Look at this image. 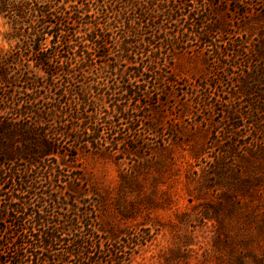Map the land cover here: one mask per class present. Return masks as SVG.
Here are the masks:
<instances>
[{
	"label": "trees",
	"instance_id": "obj_1",
	"mask_svg": "<svg viewBox=\"0 0 264 264\" xmlns=\"http://www.w3.org/2000/svg\"><path fill=\"white\" fill-rule=\"evenodd\" d=\"M254 10L245 0H0V264H132L140 250L79 192L67 195L85 178L59 158L150 156L177 137L158 125L168 113L199 127L223 101L232 106L224 139L246 121L263 138L264 30L256 43L224 38L230 14ZM178 52L207 72L175 73ZM223 75L229 91L219 90Z\"/></svg>",
	"mask_w": 264,
	"mask_h": 264
},
{
	"label": "rangeland",
	"instance_id": "obj_2",
	"mask_svg": "<svg viewBox=\"0 0 264 264\" xmlns=\"http://www.w3.org/2000/svg\"><path fill=\"white\" fill-rule=\"evenodd\" d=\"M245 1L255 10L246 16L230 14L227 41L237 42L242 33L256 43L264 30V0ZM235 7L243 10L241 3ZM6 30L0 19V47L7 46ZM173 64L175 73L189 79L207 72L202 58L180 52ZM228 82L223 75L219 90L229 91ZM214 92H205V98ZM231 107L215 103V112L199 127L192 118L168 113L158 125L174 126L177 137L150 156L119 160L111 154H81L75 163L59 158V165L77 168L85 178L71 179L78 188L66 189L67 195L79 192L115 236L129 231L139 238L132 264H264V151L255 154L253 143L261 133L246 121L234 140L224 139L229 124L224 112ZM260 139L264 147V137ZM231 145L235 153H230Z\"/></svg>",
	"mask_w": 264,
	"mask_h": 264
}]
</instances>
